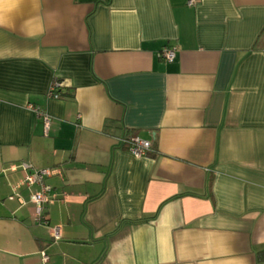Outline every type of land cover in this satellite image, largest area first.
I'll return each instance as SVG.
<instances>
[{
    "label": "crops",
    "instance_id": "obj_1",
    "mask_svg": "<svg viewBox=\"0 0 264 264\" xmlns=\"http://www.w3.org/2000/svg\"><path fill=\"white\" fill-rule=\"evenodd\" d=\"M189 1L0 0V264H264V0Z\"/></svg>",
    "mask_w": 264,
    "mask_h": 264
},
{
    "label": "built area",
    "instance_id": "obj_2",
    "mask_svg": "<svg viewBox=\"0 0 264 264\" xmlns=\"http://www.w3.org/2000/svg\"><path fill=\"white\" fill-rule=\"evenodd\" d=\"M193 1L190 0L188 4H192ZM175 46H164L159 51L158 55L167 62L174 60L176 56ZM59 86V82L53 79L49 88L48 95L54 98H58V93L56 92ZM29 110L33 111L37 116L40 117L44 130L46 131L49 126L50 117L37 105L33 103H28L26 106ZM121 144L124 145L130 153L135 156L146 155L147 151L150 149V142L140 139L136 136H123L121 139ZM22 166L26 169V175L24 177V182L28 185H35L36 190L30 195L31 201L34 203V218L38 223H47L45 216V204L51 203L54 199L53 193H51V186L46 183V178L55 174L56 169L50 167H40L34 168L30 164L23 162ZM51 234L55 238L60 237V229L58 226H50ZM43 260H47L48 256L42 252Z\"/></svg>",
    "mask_w": 264,
    "mask_h": 264
},
{
    "label": "trees",
    "instance_id": "obj_3",
    "mask_svg": "<svg viewBox=\"0 0 264 264\" xmlns=\"http://www.w3.org/2000/svg\"><path fill=\"white\" fill-rule=\"evenodd\" d=\"M56 80L58 81V79H56ZM58 82H60V81H58ZM56 92L58 93V96L60 97V96H61V94H60L61 92H60V89H59V88L56 90ZM122 146L124 147V145H122ZM151 151H152V145H151V143H150V149L147 151L146 154H150ZM257 259H258V260H261V261H264V249L260 250V251L257 253Z\"/></svg>",
    "mask_w": 264,
    "mask_h": 264
}]
</instances>
